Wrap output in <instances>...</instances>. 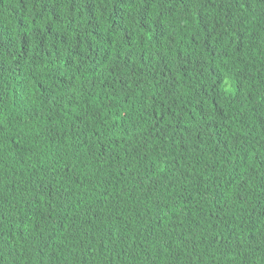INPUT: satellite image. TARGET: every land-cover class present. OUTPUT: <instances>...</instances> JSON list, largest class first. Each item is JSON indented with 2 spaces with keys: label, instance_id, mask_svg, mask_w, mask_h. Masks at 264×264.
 <instances>
[{
  "label": "trees",
  "instance_id": "trees-1",
  "mask_svg": "<svg viewBox=\"0 0 264 264\" xmlns=\"http://www.w3.org/2000/svg\"><path fill=\"white\" fill-rule=\"evenodd\" d=\"M0 264H264V0H0Z\"/></svg>",
  "mask_w": 264,
  "mask_h": 264
}]
</instances>
